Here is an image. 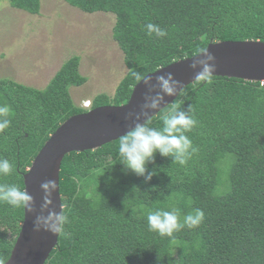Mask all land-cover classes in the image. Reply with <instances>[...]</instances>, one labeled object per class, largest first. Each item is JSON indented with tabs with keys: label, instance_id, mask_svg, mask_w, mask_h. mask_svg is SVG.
<instances>
[{
	"label": "trees",
	"instance_id": "obj_1",
	"mask_svg": "<svg viewBox=\"0 0 264 264\" xmlns=\"http://www.w3.org/2000/svg\"><path fill=\"white\" fill-rule=\"evenodd\" d=\"M38 14L41 0H0ZM85 13L115 16L112 39L127 71L113 95L99 94L90 109L124 104L136 84L130 70L145 75L192 57L211 42L264 43V0H63ZM153 23L168 35L148 36ZM79 58L67 60L38 90L0 80V104L10 107L11 126L0 134V158L15 172L0 184L24 188L23 175L49 136L64 121L87 110L68 89L82 86ZM173 104L192 106L197 126L187 133L197 149L184 166L158 153L151 181L124 174L119 139L64 156L59 171L65 233L44 264H264V83L214 76L211 84L184 88ZM194 209L202 224L173 237L148 229L150 211ZM23 209L0 202V261H6L20 231Z\"/></svg>",
	"mask_w": 264,
	"mask_h": 264
},
{
	"label": "clouds",
	"instance_id": "obj_2",
	"mask_svg": "<svg viewBox=\"0 0 264 264\" xmlns=\"http://www.w3.org/2000/svg\"><path fill=\"white\" fill-rule=\"evenodd\" d=\"M146 29L150 37L154 35L158 39H163L168 35L166 30L153 23H148ZM192 60L190 68L196 73L194 81L211 84L216 71L215 57L207 49L201 48L197 50ZM130 73L137 86L143 83L147 91L140 110L129 112L125 117L126 120L134 123V127L120 137L118 152L121 164L124 166V174L131 172L138 177H144L148 182L152 180L156 172L149 171L147 165L154 163L157 153L164 158L170 157L173 163L181 166L186 165L196 153L197 149L187 133L197 126V120L192 115L191 105L187 109H181L173 104L160 117L162 127L152 126V117L165 108H161V105L165 104V98L182 95L185 86L171 72L157 75L155 82L150 75L135 70H130ZM10 111L7 104H0V134L5 133L11 126ZM151 113L155 114L151 115ZM14 172V163L6 158H0V176L6 177ZM40 188L44 197L40 214L35 216L34 231L43 230L53 235L65 233L69 217L62 208L57 212L53 205V194L58 191V184L53 180H47L40 185ZM0 202L13 208L23 209L28 214L36 213L33 197L26 188L18 187L16 184H0ZM203 220L204 212L198 208L185 215L182 220L178 208H173L171 211L157 209L147 214L148 229L161 237H173L174 233L186 227L197 228ZM0 264H4V261H0Z\"/></svg>",
	"mask_w": 264,
	"mask_h": 264
},
{
	"label": "rangeland",
	"instance_id": "obj_3",
	"mask_svg": "<svg viewBox=\"0 0 264 264\" xmlns=\"http://www.w3.org/2000/svg\"><path fill=\"white\" fill-rule=\"evenodd\" d=\"M115 16L85 13L63 0H41L38 14L0 2V80L41 90L61 66L78 57L86 82L68 89L73 103L112 96L127 69L112 39Z\"/></svg>",
	"mask_w": 264,
	"mask_h": 264
},
{
	"label": "water",
	"instance_id": "obj_4",
	"mask_svg": "<svg viewBox=\"0 0 264 264\" xmlns=\"http://www.w3.org/2000/svg\"><path fill=\"white\" fill-rule=\"evenodd\" d=\"M205 49L215 57L214 76L264 83L263 42L252 40L211 42ZM194 56L161 67L147 75L155 82L157 75L171 72L187 87L195 82L196 73L190 68ZM146 91L143 83L138 86L136 83L124 104L99 106L71 116L49 136L23 175L24 188L34 199L36 213L28 214L23 210L20 231L4 264L45 263L51 251L57 246L58 234L53 235L43 230L34 231L35 216L40 214L44 197L40 185L47 180H53L58 184V191L53 194V205L59 212L62 208L59 171L64 156L72 152L92 151L120 139L134 127V123L125 117L129 112L140 110ZM177 97H166L161 108L170 105Z\"/></svg>",
	"mask_w": 264,
	"mask_h": 264
},
{
	"label": "built area",
	"instance_id": "obj_5",
	"mask_svg": "<svg viewBox=\"0 0 264 264\" xmlns=\"http://www.w3.org/2000/svg\"><path fill=\"white\" fill-rule=\"evenodd\" d=\"M261 85H263V83L260 82ZM90 101H85V102H82V106H80L81 108L83 109H90Z\"/></svg>",
	"mask_w": 264,
	"mask_h": 264
}]
</instances>
